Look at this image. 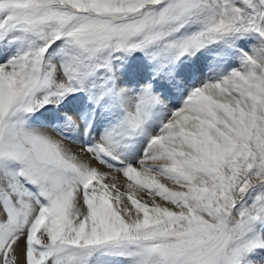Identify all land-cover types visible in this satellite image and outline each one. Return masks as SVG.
Masks as SVG:
<instances>
[{"label": "snow or ice", "instance_id": "obj_1", "mask_svg": "<svg viewBox=\"0 0 264 264\" xmlns=\"http://www.w3.org/2000/svg\"><path fill=\"white\" fill-rule=\"evenodd\" d=\"M0 264H264V0H0Z\"/></svg>", "mask_w": 264, "mask_h": 264}, {"label": "rangeland", "instance_id": "obj_2", "mask_svg": "<svg viewBox=\"0 0 264 264\" xmlns=\"http://www.w3.org/2000/svg\"><path fill=\"white\" fill-rule=\"evenodd\" d=\"M121 180H123V177H121Z\"/></svg>", "mask_w": 264, "mask_h": 264}]
</instances>
